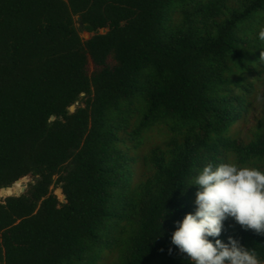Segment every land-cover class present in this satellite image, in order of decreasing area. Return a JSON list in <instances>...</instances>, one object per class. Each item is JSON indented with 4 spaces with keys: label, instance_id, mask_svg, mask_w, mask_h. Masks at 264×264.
<instances>
[{
    "label": "trees",
    "instance_id": "trees-1",
    "mask_svg": "<svg viewBox=\"0 0 264 264\" xmlns=\"http://www.w3.org/2000/svg\"><path fill=\"white\" fill-rule=\"evenodd\" d=\"M261 29L264 0H0V264H188L196 170L264 171Z\"/></svg>",
    "mask_w": 264,
    "mask_h": 264
},
{
    "label": "clouds",
    "instance_id": "clouds-1",
    "mask_svg": "<svg viewBox=\"0 0 264 264\" xmlns=\"http://www.w3.org/2000/svg\"><path fill=\"white\" fill-rule=\"evenodd\" d=\"M258 38L264 41V29ZM190 187L197 189L195 211L176 223L171 236L188 264H261L253 248L232 236L220 237L229 218L245 231L264 235V171L231 161L209 162L196 170Z\"/></svg>",
    "mask_w": 264,
    "mask_h": 264
},
{
    "label": "rangeland",
    "instance_id": "rangeland-1",
    "mask_svg": "<svg viewBox=\"0 0 264 264\" xmlns=\"http://www.w3.org/2000/svg\"><path fill=\"white\" fill-rule=\"evenodd\" d=\"M75 22H76L75 26L79 29L80 28V24L78 23V19L77 18H75ZM99 32H100V34H104V33H106V30L102 29ZM80 36H81V38L83 40H88V39H90V37L92 35L84 32V31H81L80 32ZM82 105H83L82 101L76 103L75 105H73L72 107L69 108V112H73L78 106L81 107ZM154 134H156V133L154 132V133L150 134L148 139H146V143L144 145L143 152L146 151L148 148L158 144L160 139L157 138V135H154ZM245 139H247V138L245 137ZM34 182H35L34 179H32L29 182H24L25 190H26V188H27L29 183H34ZM53 193L56 194L61 201L63 200L62 191H61L59 186H55V188L53 189ZM20 195H21V192L15 193V194L10 195V196H20ZM6 197H9V196L1 197L0 201H3Z\"/></svg>",
    "mask_w": 264,
    "mask_h": 264
},
{
    "label": "water",
    "instance_id": "water-1",
    "mask_svg": "<svg viewBox=\"0 0 264 264\" xmlns=\"http://www.w3.org/2000/svg\"><path fill=\"white\" fill-rule=\"evenodd\" d=\"M80 26H82L81 24H80ZM35 180V179H34ZM25 192V184L23 183V188H22V190H21V194H23Z\"/></svg>",
    "mask_w": 264,
    "mask_h": 264
}]
</instances>
